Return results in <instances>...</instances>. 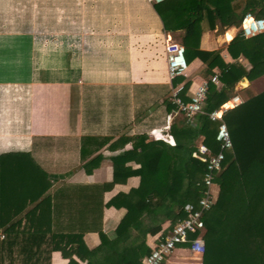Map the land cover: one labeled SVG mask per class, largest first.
<instances>
[{"label":"crops","instance_id":"1","mask_svg":"<svg viewBox=\"0 0 264 264\" xmlns=\"http://www.w3.org/2000/svg\"><path fill=\"white\" fill-rule=\"evenodd\" d=\"M247 1L233 0V10L242 12ZM154 3L160 2L0 0V217L21 216L34 197L49 194L61 204V230L80 232L93 224L103 202L98 225L114 236L125 208L104 203L137 187L140 178L131 175L101 188L112 180V157L130 150L137 134L173 145L169 127L183 116L166 109L173 84L164 42L182 44L184 29L166 28ZM203 14L199 48L216 50L223 62H233L227 45L238 26L221 25ZM209 75L195 57L178 83L189 81L191 94ZM263 88L264 75L253 81L244 77L236 92ZM167 113L169 127L164 126ZM139 165L134 158L124 162L131 168ZM32 172L40 174L41 195L31 191ZM97 202L93 214L89 208ZM167 226L165 222L162 229ZM83 230L85 244L96 246L98 232ZM155 234L146 236L149 248ZM189 255L181 245L163 264H189ZM67 261L58 250L50 254V264Z\"/></svg>","mask_w":264,"mask_h":264},{"label":"trees","instance_id":"2","mask_svg":"<svg viewBox=\"0 0 264 264\" xmlns=\"http://www.w3.org/2000/svg\"><path fill=\"white\" fill-rule=\"evenodd\" d=\"M232 3L233 0L154 3L166 28L184 29L181 42L187 63L198 57L206 64L208 73L216 67L220 78L206 94L204 113H198L193 124L183 115L170 125L173 145L163 139L137 134L131 138L130 150L112 157V180L101 188L125 181L131 175L140 178L137 187L120 191L104 203L125 208L114 236H107L98 225L101 202L93 224L82 226L99 235V243L89 248L83 240L82 228L79 227L80 232L61 230V204L46 194L34 197L21 216L0 217V264H50V254L54 250L68 259L66 264H142V258L150 251L146 236L160 230L167 232L183 216V206L196 201L201 194L200 181L205 164L196 152L198 141L211 152L222 150L224 154L222 167L215 177L216 201L203 216L205 251L201 264H264V88L259 92L247 90L248 95L243 97L241 104L223 113L222 120L232 143L230 148H221L215 139L220 120H211L207 115L236 92L239 80L245 77L253 81L264 75V32L251 37L237 33L227 45L235 59L231 63L223 62L216 50H201L198 43L200 21L205 11L208 17L211 14L226 26H239L247 11L264 17L263 0H248L238 13L233 10ZM183 79V75L176 76L172 79L173 86ZM189 85V81L183 83L181 97L184 100L190 95ZM165 102L168 111L175 108L169 100ZM97 157L89 164L96 163ZM130 158L139 162L138 168L124 166ZM39 171L42 172L40 168ZM86 171L91 170L86 168ZM38 176L40 174L32 172L31 191L41 195ZM21 209L22 206L15 212ZM90 209L94 214L99 203L95 207L93 203ZM81 218L83 221L84 215L81 214ZM165 222L168 226L162 229Z\"/></svg>","mask_w":264,"mask_h":264},{"label":"built area","instance_id":"3","mask_svg":"<svg viewBox=\"0 0 264 264\" xmlns=\"http://www.w3.org/2000/svg\"><path fill=\"white\" fill-rule=\"evenodd\" d=\"M148 1L161 2L164 0ZM261 32H264V18L257 17L251 12H246L242 16L237 33L243 37H251ZM164 51L169 79L172 80L176 76L184 75L187 71L188 63L184 55L183 45L177 41L167 39L164 42ZM219 78V71H213L195 86L187 100L181 97L183 84L174 85L169 95L170 102L175 106L172 112L183 114L186 121L193 124L195 116L198 113H204L203 105L206 94L218 84ZM242 102V96L238 92H234L217 109L207 112L211 120H220L215 139L219 142L221 148H230L232 146L228 128L222 120V115L228 109L234 108ZM171 119V113H167L165 127H169ZM170 141L171 144H174L173 140L170 139ZM196 146V152L205 164L200 181L202 186L201 194L196 201L187 202L183 206V216L178 218L167 232L160 230L155 234L149 253L141 260L142 264H163L173 251L183 244H186V248L189 250L190 255L188 258L194 260L196 264L202 263V256L205 251L203 239L205 223L203 216L216 201L218 185L215 182V177L222 167L224 154L222 150L215 153L211 152L201 141H198Z\"/></svg>","mask_w":264,"mask_h":264},{"label":"rangeland","instance_id":"4","mask_svg":"<svg viewBox=\"0 0 264 264\" xmlns=\"http://www.w3.org/2000/svg\"><path fill=\"white\" fill-rule=\"evenodd\" d=\"M186 75V73L183 75V76H185ZM241 96H242V98L244 97H246L247 95H248V92L247 91H242V90H240L239 92H238ZM170 101V100H169ZM183 118V116H179V117H177V120H180V119H182ZM176 120V121H177ZM185 259V258H184ZM187 260H188V262H189V264H196V263H194V260H192L191 258H188L187 257Z\"/></svg>","mask_w":264,"mask_h":264}]
</instances>
